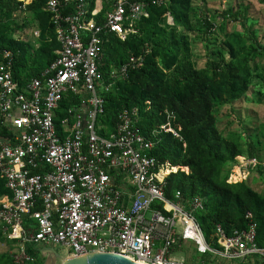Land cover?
Instances as JSON below:
<instances>
[{"label":"built area","instance_id":"2783aa9c","mask_svg":"<svg viewBox=\"0 0 264 264\" xmlns=\"http://www.w3.org/2000/svg\"><path fill=\"white\" fill-rule=\"evenodd\" d=\"M32 1L15 0L12 17L29 22ZM167 5L46 0L42 10L58 46L54 58L27 78L14 72L17 53L0 45V230L16 242L15 263L34 260L28 246L38 253L58 246L68 257L115 253L148 264H183L176 254L186 248L219 264H247L248 258L264 264L250 212L246 227L226 231L216 224L209 241L196 220L205 197L186 198L179 190L166 195L170 163L150 151L161 132L182 139L171 114L150 136L141 132L136 106L119 110L112 126L103 122L104 95L142 67L146 53L129 55L105 74V43L110 35L136 33L150 6ZM165 18L173 24L168 11ZM30 35L38 39L40 30L31 27ZM67 98L75 103L63 107Z\"/></svg>","mask_w":264,"mask_h":264},{"label":"rangeland","instance_id":"374dc122","mask_svg":"<svg viewBox=\"0 0 264 264\" xmlns=\"http://www.w3.org/2000/svg\"><path fill=\"white\" fill-rule=\"evenodd\" d=\"M175 5L182 13L173 29L156 32L152 26L144 25L143 32L138 33V43H141L138 46L142 51L156 48L154 62L161 72L137 79L129 89L132 97L128 103H133L143 91H160L163 95L165 88H160L158 79L162 77L165 81L173 75L182 81L181 67L190 62L202 76L213 80L221 97L212 99L210 107L220 137V160L209 162L211 175L219 184L230 186L231 193L244 186L255 197L264 200V0H179ZM4 14L0 13V20L13 38L23 36L29 44V72L42 68L46 56L39 50L48 44L49 33L42 29L38 39L30 35L31 27L40 30L38 19L31 12L25 28L8 11ZM132 44L133 41L118 42L117 49L123 50L117 51L118 54L126 56L132 52ZM158 50L161 55L168 54L173 63L170 69L163 66L160 54L156 53ZM228 66L237 80L246 83L245 92L237 97L226 96L224 85ZM163 108L167 110L165 104ZM181 155L174 165L170 158L166 159L170 163V173L189 172V167L183 163L187 156L185 153ZM253 158L257 159L256 165L248 164ZM229 203L227 209L232 223L242 219L246 208H255L247 198H243L240 206L232 200ZM258 221L264 228V220ZM186 243L193 246L189 241ZM16 250V242L7 239L0 230V264H17L13 258ZM39 256L42 262L35 256L33 261L23 264H63L68 257L58 246L54 250L49 247ZM176 256L183 264H219L213 256L199 255L189 248ZM246 262L254 264L250 258Z\"/></svg>","mask_w":264,"mask_h":264},{"label":"trees","instance_id":"16d2710c","mask_svg":"<svg viewBox=\"0 0 264 264\" xmlns=\"http://www.w3.org/2000/svg\"><path fill=\"white\" fill-rule=\"evenodd\" d=\"M45 1L46 0H34L27 6L29 12L38 19L40 35L42 29L49 33L50 38L48 44H45L39 50L46 56V63L44 66L54 58L53 50L58 46L52 30V24L48 22L47 14L42 10ZM177 2H179V0H168L167 7L150 6L149 16L140 19L136 23L137 32L128 34L124 39H120L115 35H110L107 44L105 43L104 46L105 53L100 65L101 71L106 74L110 68L118 67L126 61L129 55H138L144 52L142 48L138 46L141 44L138 43V41H140L138 37L140 34L138 33L143 32L144 25L152 26L153 30L156 32H165L173 29L182 13L180 11L181 9L177 8L175 5ZM15 9V0H0V13L6 14L8 11V14L10 13L11 16ZM167 11L172 16V25L166 22L165 12ZM1 21L2 20H0V45L10 48L17 53L14 72L24 75L26 78L37 75L44 66L34 72H29L31 65H29L30 58L27 54L28 42L16 41L15 38H13V34L9 32L8 28H6ZM23 24L24 26L22 28H25L28 22L20 23L19 25ZM126 41H133L131 46L134 50L126 54V56H120L117 51L122 52L123 50L117 49V43ZM155 51H157L155 47L148 50L145 53V60L142 67L130 70L127 78L117 80L112 89L104 95L105 113L103 115V122L109 123L112 126L119 110L125 107L136 106L139 111L138 125L141 132L145 136H150L151 130L165 122L167 114H171L173 116V126L179 125L181 127L179 134L182 139L179 140L175 138L170 132H161L158 135V142L150 152L154 154L159 161H165L167 158H170L173 165L178 163L179 157L182 156L181 154L185 153L187 157L183 160V163L189 167V172L186 174L184 171H178L177 173L169 172L170 174L165 180L166 195L170 197L176 190H179L186 198H190L194 195L205 197V209L196 213V220L209 241L213 239L211 238V234L216 224H220L226 231L233 227H246L248 219L245 215L247 212H250L252 220L256 222L257 243L259 245H264V228L261 227L258 221V219L264 220V200L255 197V195L248 188H244V186H241L242 188L240 190L231 193L229 189L230 186L219 184L214 179L213 175H211L209 162L211 160H220L218 152L220 137L215 128L213 116L210 114L211 100L220 97L219 88L216 89L213 80L202 76L196 69L192 68L190 62L187 61L181 67L182 70L180 73L183 78L182 81H179L178 78L173 75L165 78V81L162 80V77L158 79L160 88H165L163 95L160 91H143L140 93L138 99L133 100V103H128L132 97L129 89L133 83H136L137 79L142 80L146 78V75L150 76L155 72H161V69H159L154 62ZM156 53H158L157 55L160 54L163 66L166 69H170L173 63L168 54L161 55L160 51ZM226 70L227 78L225 80L226 84L224 85L227 91L226 96L237 97L243 94L246 90V83L237 80L236 77L231 74L232 72H229L232 71L230 66H228ZM73 103H75L73 99L67 98L63 101L62 106L65 107ZM163 104L166 105L167 110L163 108ZM183 143H185L184 147ZM3 191L0 182V192ZM243 198H247L255 208H246L243 212L242 219L237 223H232L229 219L228 204H230L229 202L232 200L235 204L240 206ZM27 250L34 257H40L38 251H35L32 247L28 246ZM203 256H210V254ZM39 260L41 262L43 261L41 257Z\"/></svg>","mask_w":264,"mask_h":264},{"label":"water","instance_id":"95a60500","mask_svg":"<svg viewBox=\"0 0 264 264\" xmlns=\"http://www.w3.org/2000/svg\"><path fill=\"white\" fill-rule=\"evenodd\" d=\"M51 250L54 248L50 247ZM57 255H59L57 253ZM63 264H139L123 255L115 253H87L69 257Z\"/></svg>","mask_w":264,"mask_h":264},{"label":"bare ground","instance_id":"6f19581e","mask_svg":"<svg viewBox=\"0 0 264 264\" xmlns=\"http://www.w3.org/2000/svg\"><path fill=\"white\" fill-rule=\"evenodd\" d=\"M170 172V169H167L166 173H169ZM69 257H67L66 259L64 260H67ZM139 264H148V263H145V262H142V261H139L138 262Z\"/></svg>","mask_w":264,"mask_h":264},{"label":"crops","instance_id":"0c3cea01","mask_svg":"<svg viewBox=\"0 0 264 264\" xmlns=\"http://www.w3.org/2000/svg\"><path fill=\"white\" fill-rule=\"evenodd\" d=\"M256 159V158H255ZM256 161H257V159H256Z\"/></svg>","mask_w":264,"mask_h":264}]
</instances>
